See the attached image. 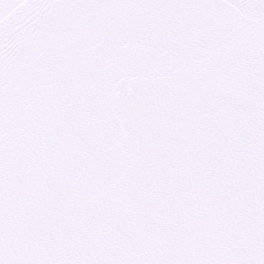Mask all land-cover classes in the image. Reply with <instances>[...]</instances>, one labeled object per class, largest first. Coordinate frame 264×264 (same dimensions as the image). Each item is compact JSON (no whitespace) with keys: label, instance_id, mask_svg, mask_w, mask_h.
Listing matches in <instances>:
<instances>
[{"label":"snow or ice","instance_id":"1","mask_svg":"<svg viewBox=\"0 0 264 264\" xmlns=\"http://www.w3.org/2000/svg\"><path fill=\"white\" fill-rule=\"evenodd\" d=\"M0 264H264V0H0Z\"/></svg>","mask_w":264,"mask_h":264}]
</instances>
